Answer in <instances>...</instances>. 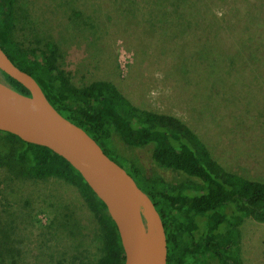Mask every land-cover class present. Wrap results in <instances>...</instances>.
Masks as SVG:
<instances>
[{"label": "rangeland", "instance_id": "obj_1", "mask_svg": "<svg viewBox=\"0 0 264 264\" xmlns=\"http://www.w3.org/2000/svg\"><path fill=\"white\" fill-rule=\"evenodd\" d=\"M192 2L16 0L12 37L24 48L55 43L71 89L112 82L134 106L187 123L226 171L264 181V0ZM196 43L214 52L201 60ZM0 80L6 82L1 72ZM20 146L0 134L1 264L98 259L102 234L83 190L27 175L28 159L14 156ZM110 146L125 166L172 185L200 184L159 166L154 144L132 147L113 132ZM149 211L147 226L150 217L156 221ZM240 229L242 264H264V222L248 216ZM202 264L219 262L207 257Z\"/></svg>", "mask_w": 264, "mask_h": 264}, {"label": "trees", "instance_id": "obj_2", "mask_svg": "<svg viewBox=\"0 0 264 264\" xmlns=\"http://www.w3.org/2000/svg\"><path fill=\"white\" fill-rule=\"evenodd\" d=\"M15 1L0 0V45L15 64L38 81L55 108L85 129L144 190L164 226L168 264H202L207 257L215 258L219 264H242L237 251L240 226L248 216L264 222V181L226 171L187 123L134 106L112 82L95 80L71 89L67 72L59 64L60 54L55 43L48 41L44 47L24 48L12 37ZM184 1L193 4L192 0ZM171 10L179 12L175 4ZM184 32L190 31L184 29ZM189 38L184 36V42ZM185 44H181L183 51L188 48V43ZM195 45L194 52L201 54V60L214 52L212 44ZM0 72L14 89L32 96L22 83ZM113 132L119 133L132 147L154 144L153 158L159 166L196 178L200 184L172 185L147 175L135 165L125 166L110 146ZM0 134L22 143L14 156L18 160L28 159L27 175L37 179H64L83 190L87 205L100 226L103 253L94 261L79 264H124L125 251L119 229L107 205L80 171L47 146L24 141L8 131L0 130ZM4 252L0 250V264Z\"/></svg>", "mask_w": 264, "mask_h": 264}, {"label": "water", "instance_id": "obj_3", "mask_svg": "<svg viewBox=\"0 0 264 264\" xmlns=\"http://www.w3.org/2000/svg\"><path fill=\"white\" fill-rule=\"evenodd\" d=\"M0 70L22 83L32 94L26 96L9 84L0 82V88L8 97V103L0 105V130L13 133L24 141L49 147L80 171L107 205L119 229L125 251L124 264H139L141 256L155 264H168L164 226L155 206L134 177L107 155L85 129L61 114L38 81L15 64L1 45ZM146 210L154 212L160 232L147 229ZM145 237L158 239L162 251L146 248L143 244Z\"/></svg>", "mask_w": 264, "mask_h": 264}, {"label": "bare ground", "instance_id": "obj_4", "mask_svg": "<svg viewBox=\"0 0 264 264\" xmlns=\"http://www.w3.org/2000/svg\"><path fill=\"white\" fill-rule=\"evenodd\" d=\"M0 82L2 83H6L0 80ZM8 84V83H7ZM8 103V97L6 95V93L0 88V105L2 104H6ZM146 212L148 214H150V212L148 210H146ZM147 229H150L151 231H155V232H160V227L158 225V223L156 221H154L152 219V217H150V224L148 225ZM152 238V245H151V241L150 239ZM143 244L146 248L150 249V245L152 246V250L157 251V252H161L162 251V244L161 242L154 238V237H145L143 239ZM139 264H155L154 261H152L151 259L141 256L140 257V262Z\"/></svg>", "mask_w": 264, "mask_h": 264}]
</instances>
